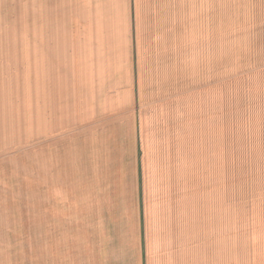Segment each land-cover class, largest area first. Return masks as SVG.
I'll return each instance as SVG.
<instances>
[{"label": "rangeland", "instance_id": "374dc122", "mask_svg": "<svg viewBox=\"0 0 264 264\" xmlns=\"http://www.w3.org/2000/svg\"><path fill=\"white\" fill-rule=\"evenodd\" d=\"M178 1L0 0V264H131L144 142L150 264H264V0Z\"/></svg>", "mask_w": 264, "mask_h": 264}, {"label": "crops", "instance_id": "0c3cea01", "mask_svg": "<svg viewBox=\"0 0 264 264\" xmlns=\"http://www.w3.org/2000/svg\"><path fill=\"white\" fill-rule=\"evenodd\" d=\"M170 4H172V3H170ZM136 5H137V7L140 10V7H142L140 5V3L136 1L135 6ZM151 5H153V2H149V3L147 2V4L145 6L151 7ZM160 6H165V1H162L160 3ZM179 6L181 7V5H179ZM165 7L166 8H170L171 5L170 6L166 5ZM146 10L147 9L144 8V12ZM178 10L180 11V10H182V8H180ZM170 14H171V12H169V15ZM172 14L174 16H177V14H174V12ZM135 15H136L135 18L139 20L140 13L137 12ZM119 36L120 37L122 36L121 31H120ZM125 42H126V40H125ZM138 48L139 47L137 46V50H138ZM139 50H140V48H139ZM136 65L138 66V68L140 70V73H141V70L143 69V66L145 65L144 60L142 59L141 63L140 64H136ZM133 68H134V66H133ZM136 73H137V71H136ZM77 85H78L77 88H74V89H77V91H78L76 95H78V97L84 96L85 98H88L92 102L96 99L97 92L102 89L99 86L98 83H94V82L88 83V84L78 83ZM66 87H67V90L71 89L70 85H67ZM82 90H84L86 93L81 94ZM90 91H91V94L89 93ZM54 97L55 96H54V91H53L51 93V95H50L51 100L54 99ZM142 127H143V124H142ZM118 133H119V130H118ZM93 135H97V134H93ZM142 139H143V137H142ZM95 140L98 141L97 142L98 145L102 146V142H101L100 139H95ZM144 147L146 148L145 142H144ZM145 148H142L141 151L139 150V153H138V149H137V154L135 155L136 158L134 159L135 162L138 160L137 161L138 165H137V162H136V168L132 169L128 165L129 161H128L127 158L122 159V161H121V159H119L120 160V164H119V166L117 168H108L111 165H107V166H103V167L100 164L98 165V168H100V169L97 168L98 170L106 169V170H108V172L110 171L109 174L111 172L115 174V176H114L116 178V179H114L115 182H113V179H112V181H109V182H107V179H105L106 187L107 186L108 187H110V186H114V187L115 186H125L124 190H120L121 193H119L118 190L110 191V193H108V190L104 189V191L102 192L103 194L102 193L101 194H94V197L86 199L89 202H92L94 204L96 203L95 206H97V202L103 203L104 204L103 205V209H106V211H107L106 213H109L112 209H114L115 208V204H118V203H123V202L129 203V204L130 203H133V204L134 203L135 204L139 203V205L136 204V208H138V210L133 212V217L134 218H137V217L139 218V225H140L139 232H140V235L138 233V238L139 237L140 238L137 239V241H135L133 249L137 251V254H133V256H132L133 259L131 258V264H150V254H151V251H152V246H151V244H150V242L148 240V237H147L149 235L148 231L150 230V222L146 218V215L148 213V211H147L148 210V208H147L148 206L145 204L147 202L146 199H145V197H146V194H145L146 193V191H145V182L144 183L142 182L143 178L141 177L142 174H140V171L143 170V165H146V157H147L146 156V152H147V150H145ZM135 149H136V146H135ZM96 153L99 155V158H100L101 150L100 149L96 150ZM86 161H83L84 164L85 163L91 164V162L89 160H86ZM60 163L61 164L64 163L63 159L62 160L60 159ZM77 169H79V168L77 167ZM85 169L87 170L86 171L87 174L82 173V177H83L81 179L82 180V186H86V183H87L86 180H85V178H86L85 176H87V178H89L90 180H94L93 179V176H94L93 172H95V174L97 172L98 174H96V175H99V173H100L98 170L94 169V165L90 166V168H89V165H88V168H86L84 166V167H82L80 172H85ZM135 169L139 171L138 181H136V179H137L135 177L136 173L132 175V172H131V171H133ZM131 179H132V182L130 181ZM118 180L121 181L120 184L118 183ZM126 180H128V181H126ZM94 183H95V181H94ZM92 184H93V182H92ZM129 187L130 188H134V189L131 190ZM138 187L141 188L140 189L141 193H140V196H138L136 198V194H135L136 192L135 191H136V189ZM85 198H86V195H85ZM97 207L101 208V206H97ZM108 210H110V211H108ZM93 225L94 226L92 228V231L91 232L87 231L88 234L91 233V235L93 236L92 244L95 246L97 244H100L102 241H103V243H107V244L111 243L112 240L111 241L108 240L109 242L105 241L104 238H103V240H101V238L98 237V236L100 235V233H101V236H102L103 234H105V232L102 234V231H100L101 229L99 228V224L94 223ZM97 240H99V242ZM154 250H155V248H154ZM138 252H139V255H138ZM138 256L140 257V259H138ZM119 258L123 259L124 258V254L120 255ZM139 260H140V263L138 262ZM192 260L195 262V259H192ZM171 264H180L179 259L176 258V259L172 260Z\"/></svg>", "mask_w": 264, "mask_h": 264}]
</instances>
